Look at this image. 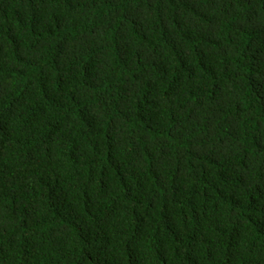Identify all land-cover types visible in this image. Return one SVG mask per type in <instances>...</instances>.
I'll return each mask as SVG.
<instances>
[{
    "label": "trees",
    "instance_id": "16d2710c",
    "mask_svg": "<svg viewBox=\"0 0 264 264\" xmlns=\"http://www.w3.org/2000/svg\"><path fill=\"white\" fill-rule=\"evenodd\" d=\"M0 264H264V0H0Z\"/></svg>",
    "mask_w": 264,
    "mask_h": 264
}]
</instances>
